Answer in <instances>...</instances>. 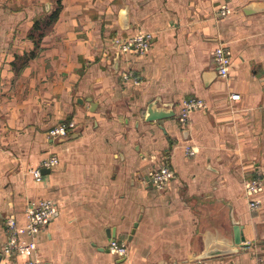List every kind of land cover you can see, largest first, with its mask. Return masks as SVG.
I'll return each mask as SVG.
<instances>
[{"label": "crops", "instance_id": "1", "mask_svg": "<svg viewBox=\"0 0 264 264\" xmlns=\"http://www.w3.org/2000/svg\"><path fill=\"white\" fill-rule=\"evenodd\" d=\"M136 31H151L152 46L119 52L114 36ZM219 44L231 58L224 77ZM193 96L205 105L182 122ZM62 122L74 126L49 136ZM161 164L174 176L158 188ZM41 198L57 206L35 237L45 264L264 257V0H0V264L25 263L2 252L5 220L25 225L28 201ZM215 249L225 252L207 254Z\"/></svg>", "mask_w": 264, "mask_h": 264}, {"label": "built area", "instance_id": "2", "mask_svg": "<svg viewBox=\"0 0 264 264\" xmlns=\"http://www.w3.org/2000/svg\"><path fill=\"white\" fill-rule=\"evenodd\" d=\"M153 33L151 31H136L127 35H116L112 42L119 52H135L143 53L152 46ZM214 57L217 63V72L224 77L228 73L231 63L230 55L227 53L226 47L223 44L217 45L214 50ZM124 78L133 76L131 71L123 74ZM135 81H138L137 76H133ZM231 99H239V92H232ZM205 105V100L199 96H193L183 101V106L180 110V120L186 122L189 119L190 112L193 109ZM73 122L58 123L49 129L48 133L51 137L66 135ZM186 153L192 155L195 153V148L187 144L185 146ZM58 158L50 156L43 162V166L50 167L55 164ZM34 173L39 176V171L34 170ZM174 176V171L165 164L158 165L151 171L152 182L158 187L163 188L168 181ZM261 184V178H252L246 185L247 191H256ZM250 206L253 209L260 208L261 201L259 199H251ZM56 202L50 198L32 199L29 200L25 209L27 222L25 225H19L13 215H9L5 220L7 229V239L3 244L2 252L7 259L14 258L17 255H27L24 264H45L44 260L35 256L37 249L36 235L50 222L56 212ZM109 249L123 255L127 252V246L123 241L111 239L109 241ZM255 264H264V257H257Z\"/></svg>", "mask_w": 264, "mask_h": 264}, {"label": "water", "instance_id": "3", "mask_svg": "<svg viewBox=\"0 0 264 264\" xmlns=\"http://www.w3.org/2000/svg\"><path fill=\"white\" fill-rule=\"evenodd\" d=\"M167 115H168V113L163 112V111H160L157 113L154 111H150L149 119H161ZM233 231H234V242L236 244L241 243L245 239V237L243 235L242 224L234 223ZM222 252H225V251L215 249V250H211L207 254H217V253H222Z\"/></svg>", "mask_w": 264, "mask_h": 264}, {"label": "trees", "instance_id": "4", "mask_svg": "<svg viewBox=\"0 0 264 264\" xmlns=\"http://www.w3.org/2000/svg\"><path fill=\"white\" fill-rule=\"evenodd\" d=\"M56 15H57V12H52L51 13V15L49 16V20L48 21H51V20H53L55 17H56ZM39 22V21H38ZM38 22H36L37 23V25H36V23H35V27H37L38 26Z\"/></svg>", "mask_w": 264, "mask_h": 264}, {"label": "rangeland", "instance_id": "5", "mask_svg": "<svg viewBox=\"0 0 264 264\" xmlns=\"http://www.w3.org/2000/svg\"><path fill=\"white\" fill-rule=\"evenodd\" d=\"M55 138V137H54ZM249 203H250V201H249ZM249 206H250V204H249ZM261 206V205H260ZM250 208H251V210H253V211H256V210H258V209H253L251 206H250Z\"/></svg>", "mask_w": 264, "mask_h": 264}]
</instances>
